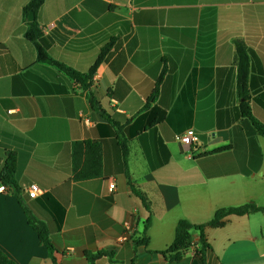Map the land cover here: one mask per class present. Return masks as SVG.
<instances>
[{
    "label": "crops",
    "instance_id": "obj_1",
    "mask_svg": "<svg viewBox=\"0 0 264 264\" xmlns=\"http://www.w3.org/2000/svg\"><path fill=\"white\" fill-rule=\"evenodd\" d=\"M28 1L0 0V166L14 163L23 196L40 189L29 209L53 251L7 187L0 251L15 264H264V212L206 226L203 258L196 231L178 260L163 254L181 220L204 225L221 209L264 206V139L241 115L235 64L238 42L248 103L264 123V0H44L35 19L54 61L86 73L107 50L91 91L113 123L76 81L37 61L24 37ZM189 129L198 152L176 139ZM84 141L101 144L102 175L77 182L72 144Z\"/></svg>",
    "mask_w": 264,
    "mask_h": 264
},
{
    "label": "trees",
    "instance_id": "obj_2",
    "mask_svg": "<svg viewBox=\"0 0 264 264\" xmlns=\"http://www.w3.org/2000/svg\"><path fill=\"white\" fill-rule=\"evenodd\" d=\"M44 0H29L23 8V16L25 19L26 31L24 37L27 41L32 43L37 52V61L39 63L51 65L57 67L64 74L69 76L71 79L76 81L86 94V98L92 110L101 114L108 122H111L109 116H107L101 109L99 103L96 101L92 91V78L98 68V66L103 61L107 50H102L95 61V63L90 67L86 73H79L75 70L54 61L46 51L44 46V39L41 29L36 22V15L41 9ZM29 13H33L34 20L32 22H27ZM235 64L237 68V78H236V89L237 95L241 99L240 112L243 117L249 118L252 123L256 133L264 139V123L258 121L254 118L252 114V109L249 106L248 98V77H249V58L248 52L244 45L241 43H235ZM165 75V70L163 69L158 77L155 88L153 90L152 99L154 100L158 96L159 87ZM122 156L124 160L127 157V145L126 140L121 139L118 142ZM71 163H72V173L74 174L75 181H84L94 178H99L102 175V146L100 143L95 142H75L72 144L71 153ZM126 170V168H125ZM15 165L14 163L5 161L2 166H0V184L4 187L13 190L15 197L17 198L19 204L21 205L24 213L28 218L29 225L37 233L39 240L43 245L47 247L49 251H53V247L48 238V231L46 227L38 220H36L29 209L28 197L22 195L21 188L16 183L15 178ZM129 185L132 191L137 195L143 202L144 198L142 194L136 190L131 182ZM264 212L263 207H257L254 204H247L238 208H228L221 209L215 212L212 220L204 225H193L185 220H181L177 223L175 228V234L172 244L169 248L163 252V254H171L172 260H178L181 253L186 250L191 245V232L196 231L199 235L198 248H196V253L203 258L207 250H210L205 235L204 229L206 226L219 227L222 225V220L230 215L243 216L250 213ZM137 244L146 245L147 242L144 238H141ZM0 264H15L10 260L5 254L0 251Z\"/></svg>",
    "mask_w": 264,
    "mask_h": 264
},
{
    "label": "built area",
    "instance_id": "obj_3",
    "mask_svg": "<svg viewBox=\"0 0 264 264\" xmlns=\"http://www.w3.org/2000/svg\"><path fill=\"white\" fill-rule=\"evenodd\" d=\"M176 139L182 144L186 151L191 152L193 150L194 152H198L201 149L200 138L193 129L186 130L184 133L178 135ZM110 188L112 190L115 188L114 183H111ZM5 190L6 188L1 185L0 192ZM24 193L29 199H35L41 194V191L36 185H30L24 190Z\"/></svg>",
    "mask_w": 264,
    "mask_h": 264
},
{
    "label": "water",
    "instance_id": "obj_4",
    "mask_svg": "<svg viewBox=\"0 0 264 264\" xmlns=\"http://www.w3.org/2000/svg\"><path fill=\"white\" fill-rule=\"evenodd\" d=\"M33 20H34L33 13H29L28 18H27V22H32Z\"/></svg>",
    "mask_w": 264,
    "mask_h": 264
}]
</instances>
